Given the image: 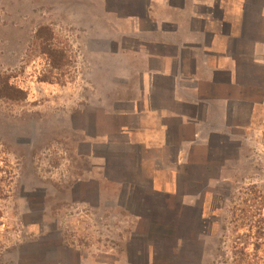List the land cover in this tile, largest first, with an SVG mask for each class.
<instances>
[{
	"label": "crops",
	"instance_id": "0c3cea01",
	"mask_svg": "<svg viewBox=\"0 0 264 264\" xmlns=\"http://www.w3.org/2000/svg\"><path fill=\"white\" fill-rule=\"evenodd\" d=\"M104 3L128 92L87 134L82 247L102 264H198L207 198L264 102V0Z\"/></svg>",
	"mask_w": 264,
	"mask_h": 264
},
{
	"label": "rangeland",
	"instance_id": "374dc122",
	"mask_svg": "<svg viewBox=\"0 0 264 264\" xmlns=\"http://www.w3.org/2000/svg\"><path fill=\"white\" fill-rule=\"evenodd\" d=\"M106 9L104 0H0V264H39L44 247L46 263L61 254L103 263L82 247L80 180L93 168V121L128 92L114 83ZM256 109L234 137L231 180L207 198L198 264H264V102Z\"/></svg>",
	"mask_w": 264,
	"mask_h": 264
},
{
	"label": "flooded vegetation",
	"instance_id": "af4514ba",
	"mask_svg": "<svg viewBox=\"0 0 264 264\" xmlns=\"http://www.w3.org/2000/svg\"><path fill=\"white\" fill-rule=\"evenodd\" d=\"M47 248L44 247L41 251V257H39L40 263L39 264H45L47 261H45V256H46V252H47ZM72 263L71 260L67 259V257H65V255L61 254L60 259H53L52 261H50V263H46V264H70Z\"/></svg>",
	"mask_w": 264,
	"mask_h": 264
}]
</instances>
